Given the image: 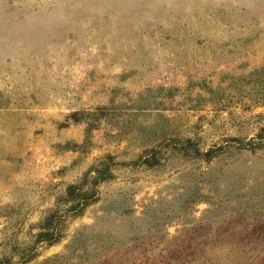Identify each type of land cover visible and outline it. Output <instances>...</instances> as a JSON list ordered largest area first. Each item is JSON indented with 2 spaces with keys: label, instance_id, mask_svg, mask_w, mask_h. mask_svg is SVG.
Instances as JSON below:
<instances>
[{
  "label": "rangeland",
  "instance_id": "374dc122",
  "mask_svg": "<svg viewBox=\"0 0 264 264\" xmlns=\"http://www.w3.org/2000/svg\"><path fill=\"white\" fill-rule=\"evenodd\" d=\"M0 264H264V0H0Z\"/></svg>",
  "mask_w": 264,
  "mask_h": 264
},
{
  "label": "trees",
  "instance_id": "16d2710c",
  "mask_svg": "<svg viewBox=\"0 0 264 264\" xmlns=\"http://www.w3.org/2000/svg\"><path fill=\"white\" fill-rule=\"evenodd\" d=\"M212 154H213L212 151L211 150H208V151H206L203 154V157H206L207 160H210L213 157ZM106 160L107 159H105V161ZM105 164H107V163H105ZM94 172L97 174V177L93 179V182L94 183H96V182L98 183V182H100L102 180H106L107 178H110L111 177L110 169L108 167H105V168H103V170H100V171L99 170L97 171V169H96V170H94ZM75 193H76V191L73 192V194H75ZM50 222H51V224H49V225L58 224V221L57 220H54L53 221V220L50 219ZM45 228H47V226L44 227V229H43L44 231L45 230L46 231L43 232L42 234H40V237H42V239H44L42 241H46V242H48L50 244L51 243H54L57 240L55 231L54 230H50V231L47 232V229H45Z\"/></svg>",
  "mask_w": 264,
  "mask_h": 264
}]
</instances>
